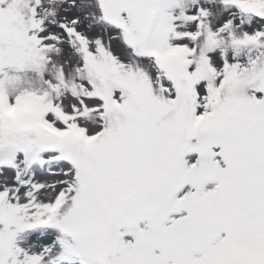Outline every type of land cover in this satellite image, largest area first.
Returning <instances> with one entry per match:
<instances>
[{"label": "snow or ice", "instance_id": "snow-or-ice-1", "mask_svg": "<svg viewBox=\"0 0 264 264\" xmlns=\"http://www.w3.org/2000/svg\"><path fill=\"white\" fill-rule=\"evenodd\" d=\"M0 264H264V0H0Z\"/></svg>", "mask_w": 264, "mask_h": 264}]
</instances>
